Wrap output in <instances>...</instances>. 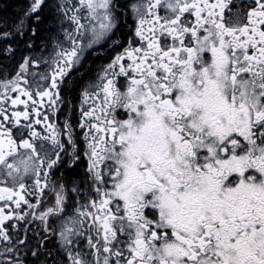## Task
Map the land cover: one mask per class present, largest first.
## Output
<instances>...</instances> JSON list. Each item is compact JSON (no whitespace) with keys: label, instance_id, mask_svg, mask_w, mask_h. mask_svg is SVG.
Segmentation results:
<instances>
[{"label":"snow or ice","instance_id":"1","mask_svg":"<svg viewBox=\"0 0 264 264\" xmlns=\"http://www.w3.org/2000/svg\"><path fill=\"white\" fill-rule=\"evenodd\" d=\"M12 7L0 264H264V0Z\"/></svg>","mask_w":264,"mask_h":264},{"label":"flooded vegetation","instance_id":"2","mask_svg":"<svg viewBox=\"0 0 264 264\" xmlns=\"http://www.w3.org/2000/svg\"><path fill=\"white\" fill-rule=\"evenodd\" d=\"M26 2V0H22V2H21V4L23 5L24 3ZM19 5H20V3H19ZM12 11H8V15H10V13H11ZM36 45H37V51H39V47H40V40H37L36 42ZM112 55H114V53H112ZM110 58V57H109ZM107 62V60H102V59H95L94 61H93V67H95V65H97V64H100V63H106ZM13 95H15V94H13ZM22 99H26L25 97H21ZM5 107H7V108H9V110L11 111V105H10V102H9V104H7V105H5ZM23 105H18L17 106V109L18 110H23ZM82 169H76L75 170V172H79V171H81ZM75 172H72V173H70V174H72V175H75Z\"/></svg>","mask_w":264,"mask_h":264},{"label":"trees","instance_id":"3","mask_svg":"<svg viewBox=\"0 0 264 264\" xmlns=\"http://www.w3.org/2000/svg\"><path fill=\"white\" fill-rule=\"evenodd\" d=\"M22 0H0V8H3L5 5L12 4L13 7L9 9V11H15L19 6H21ZM20 3V5H19ZM10 13V15L12 14Z\"/></svg>","mask_w":264,"mask_h":264}]
</instances>
